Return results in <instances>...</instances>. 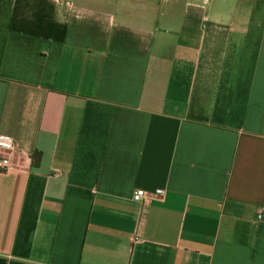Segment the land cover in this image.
<instances>
[{
	"label": "crops",
	"instance_id": "0c3cea01",
	"mask_svg": "<svg viewBox=\"0 0 264 264\" xmlns=\"http://www.w3.org/2000/svg\"><path fill=\"white\" fill-rule=\"evenodd\" d=\"M0 135V264H264V0H0Z\"/></svg>",
	"mask_w": 264,
	"mask_h": 264
},
{
	"label": "built area",
	"instance_id": "2783aa9c",
	"mask_svg": "<svg viewBox=\"0 0 264 264\" xmlns=\"http://www.w3.org/2000/svg\"><path fill=\"white\" fill-rule=\"evenodd\" d=\"M0 148L7 150H14L16 144L12 137L7 135H0ZM13 168V164L9 156H3L0 158V169L3 171H9ZM161 194L160 192H158ZM147 192L144 188H137L133 193V199L135 201H142L146 198Z\"/></svg>",
	"mask_w": 264,
	"mask_h": 264
}]
</instances>
